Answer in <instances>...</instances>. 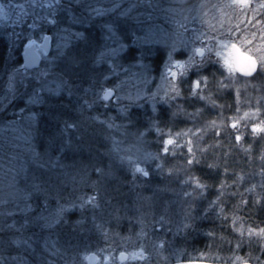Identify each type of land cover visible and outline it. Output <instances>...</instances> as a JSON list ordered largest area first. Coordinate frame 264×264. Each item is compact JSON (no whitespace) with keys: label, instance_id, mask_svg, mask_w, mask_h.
Returning <instances> with one entry per match:
<instances>
[{"label":"clouds","instance_id":"9594fccd","mask_svg":"<svg viewBox=\"0 0 264 264\" xmlns=\"http://www.w3.org/2000/svg\"><path fill=\"white\" fill-rule=\"evenodd\" d=\"M223 2L142 0L131 5L127 12L146 10L149 26L163 39L156 57L144 65L150 103L120 111L127 129L122 147L105 144L103 161L77 184L50 171L37 175L43 169L21 176L23 186L17 181L18 191L29 192L30 180L38 178L69 207L73 197L83 200L85 194L99 207L107 185L123 182L133 193L130 219L135 222L122 239L134 250L108 253V264L124 259L264 264V132L252 131L253 124L264 122V59L250 74H241L229 72L218 55L222 42L236 38L235 26L248 33L264 31L259 24L264 0L229 9L231 24L222 25L218 9ZM245 17H256L257 23L249 27ZM244 112L256 115L240 119ZM33 211L38 224L46 219L39 205ZM176 238L196 245L194 258L166 254Z\"/></svg>","mask_w":264,"mask_h":264},{"label":"rangeland","instance_id":"374dc122","mask_svg":"<svg viewBox=\"0 0 264 264\" xmlns=\"http://www.w3.org/2000/svg\"><path fill=\"white\" fill-rule=\"evenodd\" d=\"M137 3L138 1H135V4ZM68 6L74 12H76L74 8H77V14L67 13ZM129 8L127 0H0V15L4 17L0 20V56L1 62L5 61L9 68V80L18 87L13 91L15 99L26 98L28 94L32 95V92H35L36 100L34 98L26 101L27 105H34L42 101L40 95L45 94L46 91L68 92L72 89L70 86L75 82L71 81L70 85L67 80L59 76L61 73L66 72L65 74L69 76L77 75L85 82L92 77V74H96L107 86L101 91L100 96L105 104L101 107V115L85 110L84 117L89 113L96 114V119L104 124L105 129L123 134L125 128L122 125L125 121L122 119L120 111H126V107L133 104H143L146 107L150 103L143 77L144 65L156 57L163 39L158 30L149 26L146 10L127 12ZM30 14L33 16L32 24H29L31 27L25 30L22 24L30 21ZM129 17L132 18L129 19ZM33 21L37 23H33ZM29 35L30 37L26 41L22 39ZM46 35L51 38L50 50L46 52L44 48L38 49L40 54L38 67L27 69V71L10 69L12 65L16 67L15 56L20 48L21 52H25L26 46L32 43H36L37 46L40 43L43 44ZM104 74L108 75L103 77ZM58 84L64 85L65 88L63 89ZM90 90L91 88L87 91L89 97H91ZM107 90H113L114 94L111 98L104 100L102 95ZM3 98L1 101L6 99V94ZM81 101L82 104H85L83 100ZM126 102H128V106L125 105ZM34 106H31L28 111L26 110L27 112H24V107L21 106L17 116L11 111L6 112L0 120V159L11 157L13 154L12 157L15 156V159L22 161L18 168L13 167V171L8 169L13 175H17L16 171L23 174L28 172L25 167L29 166L28 159L32 157L31 154H47L53 151L51 148L45 151L38 146L37 139L42 141L44 135L38 127L39 114H36L37 110L35 109L34 113L31 111ZM36 107L40 108L39 105ZM75 111L77 114L78 112L80 115L83 114V109ZM136 111L139 110L136 109ZM73 116L69 115L68 119L63 117L57 124L59 127L67 128L65 135L67 141L63 145L71 147L74 153L90 152L91 150L88 148L83 149L85 145L81 146L79 140L77 145L72 147L71 144L77 136L81 135L80 133L84 132H89L93 141L98 126L94 131H91L89 127H85L89 124L79 120L78 128L69 122V120L72 121ZM77 129L84 132L80 131L79 133ZM87 133H84V137L81 138V141L84 139L86 144L91 141L87 140ZM111 142L115 143V145H110L116 149L122 147L121 142L117 140ZM2 172L0 167V179ZM2 187L3 183L0 182V188ZM125 195H128V189L113 186L107 190V199L113 204H118L117 198ZM117 212L121 214L118 217L122 219H114L111 218V215L104 214L105 218L101 221L93 218L83 220L93 224L89 223L91 226H88L87 231L84 232L85 235L96 238V245L100 244L98 250L93 248L86 238L83 239L80 236L82 241L77 240L70 246L63 245L61 237L51 236L42 245L45 252L47 250L52 258L56 254L60 255L55 260L60 259L59 262L62 264H87L88 254L94 252L97 255L95 264H108V253L121 249L134 250L122 239L135 222L134 219H130L134 216V202H129L121 210L119 208ZM123 214H128V216L122 217ZM54 215L56 217L51 218H63L62 212ZM37 238L35 236L31 240H34L33 242L27 241L20 245L35 252L38 246L41 247L40 243L36 242ZM102 244L104 246L100 248ZM192 248L195 249L193 246L186 245L182 239L176 238L167 245L165 251L168 255L185 256L187 254L189 256L191 253H188V250ZM69 249H73L76 257L69 258L67 253ZM81 252L84 253V256L80 255ZM62 258H65L66 261L61 260ZM28 261L29 257H24L18 264H28ZM116 264H120V262L117 261ZM123 264H142V262L139 259H126Z\"/></svg>","mask_w":264,"mask_h":264},{"label":"trees","instance_id":"16d2710c","mask_svg":"<svg viewBox=\"0 0 264 264\" xmlns=\"http://www.w3.org/2000/svg\"><path fill=\"white\" fill-rule=\"evenodd\" d=\"M135 1H138L137 4H140V2L142 3L141 0L140 2L139 0H127V4H129L131 7V5L135 4ZM68 9L69 10L67 13L72 12L77 14L76 12H78L77 8H74L76 12L72 11L70 6H68ZM139 9L142 8L134 9L133 11L135 12ZM124 15L126 14L124 13ZM38 16H40V14H38ZM131 18L132 17H129V19ZM29 20L30 21L24 22L22 24L25 30L31 27L29 24H32V14H30ZM129 22L132 23V21ZM33 23L37 22L33 21ZM29 37L30 35L22 39H25L26 41ZM4 56L6 55L4 54ZM6 64L7 63L4 61L0 65V120L6 112L11 111L17 116L18 112H20V109L22 108L21 106L24 107V112H27L31 106L35 105L31 111L34 113L37 110L36 114H39L38 121L40 123V125L38 123V127L44 135L42 141L37 139L38 146H40L41 149L45 151H48L50 148L51 151L53 150L51 153L49 152L50 154H31V159H28L29 166L25 167L26 171L28 172H25V174L31 176L32 173L36 172L37 169H43L44 171L37 173V175H46L50 171L56 175L62 176L66 182L77 184L79 181H81V179L84 178L87 171H91L95 165L103 161L104 157L102 156V150L105 143L115 145V143L111 142L112 140H117L119 142L123 140L124 137L122 133H113V131L105 129L106 127L104 124L100 123L96 119V114L93 115V113H87L88 115L86 114L87 116L85 115L86 117H84L85 110L88 112L94 111V113H100L101 115V107L105 104V102H103L100 97L101 91L107 88V86H105V83L102 82L100 76L92 74V77H90L88 81L85 82L83 78L77 75L69 76L65 74L66 72L61 73L59 76H62L64 80H67L70 85L72 84L71 81L75 82V84L73 83V85L70 86L72 89H70L68 92L46 91L45 94L43 93L40 95V99H42L40 103L38 102L34 105H27L26 101L28 102L30 99L34 98L36 100L35 92H32V95L28 94L26 98L21 97V99H15L13 91L15 88L18 89V87L17 85L14 86L13 82L9 80V68ZM10 69H15L14 65H12ZM108 74H110V72H108ZM108 74H104L103 77ZM59 86H61L63 89L65 88L62 84ZM90 88L91 97H89L87 94V91ZM5 94L6 99L1 101V98H3ZM81 100H83L85 104H82ZM37 105H39L40 108L36 107ZM125 105L128 106V102H126ZM76 109H83V114L80 115L79 112L77 114L75 111ZM71 114L74 115V118L72 121L69 120V122H71L73 126L79 128V123H77L79 120L89 124L85 127H89L91 131H94V129L98 126V131L97 133L95 132V139L93 141L90 138L91 135H89V132L87 133L77 129L79 133L80 131L84 132L85 134L87 133V140L90 139L92 142L90 141L88 144H86L84 143V139L81 141V138L84 137V133H80L81 135L77 136L71 144L73 147L74 145H77L79 140L81 146L85 145L83 149L88 148L91 150L90 152L74 153L71 147L64 146V142L67 141V138L65 137L67 128L59 127L57 124L60 119H63V117L64 119L66 117L68 119V116ZM125 131H127V129H125L124 132ZM12 155L11 157L0 159V167L3 170L0 179V182L3 183V187L0 188V199L7 201V203H0V249H2L0 250V264H18L19 261L24 257H29L28 264L53 263L55 259L50 257L49 254L45 252L42 244L46 237L55 232V230H48L49 225L51 227L54 222L57 220L59 221L57 218H51L55 216L54 214L62 212L63 217H65L64 219L67 220L64 222L69 223L73 221L70 219L74 218H78L79 220L80 218H93L101 221L105 218L104 214H106V216L109 214L111 215V218L114 219H122L121 217H118V215L121 214H119L117 210H119V208L121 210L122 207H125L129 202L133 201V193H131L129 190L128 195L117 198L116 201L118 204H113L112 201L107 199V195L102 193L100 205L97 207L93 203L88 202V195L85 194L83 200L73 197L71 199V207H69L66 201L61 199V195L58 194V191L55 188H47L46 186L42 185L40 179L38 178H32L30 180L31 187L29 192H20L17 190V180L19 181V186H23L24 181L21 180L20 177L25 174L18 171H16L17 175L10 173L8 169L13 171V167L18 168L22 162L19 161L20 159H15V156L12 157ZM93 176H95L94 172ZM113 186L120 189H128L123 182H111L107 185V190ZM88 191L91 192L92 190L89 189ZM41 192L45 193L44 197L35 195ZM29 193H32V195ZM41 200H43V203H41ZM123 203L124 205H122ZM37 205L43 209V216L48 218V220L44 219L39 221V224L37 222L35 212L33 211V208ZM70 210L75 212L69 213ZM123 215L124 216L122 217L128 216V214ZM78 222L80 221H76V224H78ZM45 224L47 225L46 227H44ZM35 236L38 237L36 242H39L41 246H38V249L35 252L32 249H27L25 246L20 245V243L31 241ZM51 236L53 235H50V237ZM86 240L87 242L89 241L91 245H93V248H98L100 245H96L97 240L93 236L87 237ZM200 243L202 246V239ZM190 246L195 247V249H189L188 253L191 254H189V256L186 254L185 257L194 258L192 257V253L198 251L199 249L194 244H190Z\"/></svg>","mask_w":264,"mask_h":264},{"label":"snow or ice","instance_id":"6c2138e0","mask_svg":"<svg viewBox=\"0 0 264 264\" xmlns=\"http://www.w3.org/2000/svg\"><path fill=\"white\" fill-rule=\"evenodd\" d=\"M250 5V0H224L218 9V17L221 24H231V15L228 11L234 8H247ZM264 6V5H262ZM244 23L249 27L253 23H257V18H244ZM259 24H264L260 21ZM257 24V27H259ZM236 38L230 41L222 42V51L218 53L221 56L225 67L229 72H237L241 74H250L255 70L259 61L264 59V31L248 33L247 29L237 25L234 27ZM255 112H244L240 119H248L255 116ZM238 121L233 120L231 127L236 128ZM252 131L255 133L264 132V122L253 124ZM237 140L241 137L237 136ZM171 143V141H169Z\"/></svg>","mask_w":264,"mask_h":264},{"label":"flooded vegetation","instance_id":"af4514ba","mask_svg":"<svg viewBox=\"0 0 264 264\" xmlns=\"http://www.w3.org/2000/svg\"><path fill=\"white\" fill-rule=\"evenodd\" d=\"M0 20H2L4 17L2 16V15H0ZM47 36H49V35H46L45 36V38L47 37ZM50 37V36H49ZM45 38H44V42H45ZM51 39V38H50ZM33 41H35V40H33ZM43 42V44H45ZM32 44H34V43H32ZM43 44H38V46H37V44L35 43V48H36V50H37V52H38V49H41L42 48V45ZM27 47V46H26ZM22 48H23V46H22ZM21 49V48H20ZM20 49H19V51L18 52H20V53H16V56H15V68H16V70H20V71H23V70H25V71H27V69H33V68H28V67H25V65H24V52L22 51H20ZM26 49V48H25ZM22 50V49H21ZM43 50V49H42ZM45 50V49H44ZM43 50V51H44ZM49 50H50V41H49V44H48V51L47 52H49ZM25 51V50H24ZM45 52V51H44ZM39 53V52H38ZM40 55V54H39ZM2 58H1V56H0V65L2 64ZM19 65H20V67H19ZM72 212H75V211H71L70 210V212L69 213H72ZM65 217H63V218H60L59 219V221L57 220L56 222H54L53 224H52V226L50 227V225H49V227H48V230L50 231V229L51 230H55V232H53V234H50V235H53L54 237H61V240L63 241V245H67V246H70L71 244L73 245L77 240H79V241H82L81 240V238H87V237H91V236H87V235H85V232L84 231H87V228H88V226H91L90 224H92L91 222H86V221H83V220H88L89 218H80V220L78 219V218H74V219H70V220H73L71 223H69V222H64V221H67V220H65L64 219ZM68 219V218H67ZM46 220H48V218H46ZM76 221H80V222H78V224H76ZM93 225V224H92ZM50 235L48 236V237H46L44 240H43V243L50 237ZM79 236L81 237V238H79ZM83 242H86V241H83ZM43 245V244H42ZM104 246V244H102V246L100 247V248H102ZM43 247V246H42ZM95 249H97L98 250V248H95ZM46 252H47V250H46ZM48 253V252H47ZM67 253H68V255H69V258H72V257H76L75 255L76 254H74V251H73V249H69V250H67ZM74 254V255H73ZM91 255H94V260L92 261V259H91ZM59 256L60 255H54V259L55 258H59ZM66 258V257H65ZM65 258H62L61 260H63V261H66V259ZM96 259H97V255L94 253V252H92V253H90V254H88V256H87V264H95L96 263ZM126 259H124L123 261H125ZM60 261V259L59 260H54V263L55 264H62L61 262H59ZM92 262V263H91Z\"/></svg>","mask_w":264,"mask_h":264},{"label":"water","instance_id":"95a60500","mask_svg":"<svg viewBox=\"0 0 264 264\" xmlns=\"http://www.w3.org/2000/svg\"><path fill=\"white\" fill-rule=\"evenodd\" d=\"M49 41H50V37L47 36L45 38V42H44L45 44L42 45V48H44L46 52L48 51ZM39 63H40V55L35 48V44L28 45L25 49V52H24V65H25V67L35 68V67H38ZM113 94H114L113 90H107L103 93L102 97L104 100H107V99L111 98L113 96ZM90 257L93 261L94 255H91Z\"/></svg>","mask_w":264,"mask_h":264}]
</instances>
